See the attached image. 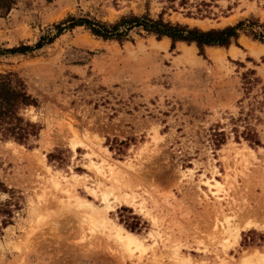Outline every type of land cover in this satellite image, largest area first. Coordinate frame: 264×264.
Instances as JSON below:
<instances>
[{
    "label": "rangeland",
    "instance_id": "obj_1",
    "mask_svg": "<svg viewBox=\"0 0 264 264\" xmlns=\"http://www.w3.org/2000/svg\"><path fill=\"white\" fill-rule=\"evenodd\" d=\"M14 2L5 13L0 0V74L37 104L20 109L34 125L24 139L0 130V264H264V50L251 48L264 47L252 34L264 35V0ZM131 15L243 25L203 54L142 28L118 40L70 27ZM24 45L33 50L10 52ZM213 177L228 188L220 203L204 183ZM111 186L108 228L91 233L76 198L100 210ZM225 217L239 230L228 247ZM118 229L134 238L130 253Z\"/></svg>",
    "mask_w": 264,
    "mask_h": 264
},
{
    "label": "trees",
    "instance_id": "obj_2",
    "mask_svg": "<svg viewBox=\"0 0 264 264\" xmlns=\"http://www.w3.org/2000/svg\"><path fill=\"white\" fill-rule=\"evenodd\" d=\"M1 8L5 13H8L14 0H2ZM175 1V0H170ZM181 3L185 0H180ZM77 25L87 26L94 35L103 37L104 39L116 38L123 40L128 32L133 28H142L143 30L154 33L158 37L168 36L172 39V47L177 41H184L187 43L195 42L203 54L205 46H228L232 41L239 38L243 23L236 26H227L223 29L202 30L197 27L190 28L187 25L172 24L165 22L162 17L153 19L148 15L145 16H126L120 22L107 26L100 21H93L84 19L76 21L70 25L75 27ZM124 28V30H122ZM254 38L264 41V35L257 32H252ZM44 42H39L35 48L42 47ZM33 50L32 46H22L10 49V52L26 53ZM37 100L33 98L25 87V84L17 78L13 73L0 74V130L6 135H12L18 140H22L28 134L27 126L34 127L29 122H25L20 115V109L28 105H36Z\"/></svg>",
    "mask_w": 264,
    "mask_h": 264
},
{
    "label": "bare ground",
    "instance_id": "obj_3",
    "mask_svg": "<svg viewBox=\"0 0 264 264\" xmlns=\"http://www.w3.org/2000/svg\"><path fill=\"white\" fill-rule=\"evenodd\" d=\"M252 48V51L254 53H260L264 50V47L262 46H251ZM235 52V51H234ZM190 54V53H189ZM218 53H216L215 55H217ZM257 55V54H256ZM101 173V175H103L104 177H113L115 174H116V171L114 170H110V175H106V173H104L103 171H99ZM219 174V173H218ZM220 175V174H219ZM229 177V176H228ZM205 185L207 186L208 190L211 192V194L215 197V199H217V201L220 203L223 199L226 198V196H228V188L226 187V185L224 183H222L220 180H218L217 177H213L212 179L210 180H206L204 181ZM57 186V185H56ZM91 191V193L97 197V192L95 189H89ZM116 190L115 187H110V188H105L103 191H102V199H101V202H102V207L100 208V210L96 209L95 205H93V203L85 200V199H80L79 198H76L78 200L77 202V205L79 207H82L83 208L85 207L84 209V219L87 221L86 223L88 224L89 226V230L91 233H94V232H98V231H102L106 228H108V224H109V210L111 209V206H110V196L113 194L114 195V191ZM66 192H68V194L70 196L74 195V188L72 187H68V189L66 190ZM121 196V195H120ZM125 196V195H124ZM122 197V196H121ZM129 197V196H128ZM134 197V196H133ZM126 202H128V198L127 196L125 197H122ZM117 199V198H116ZM120 199V198H119ZM224 216V215H223ZM231 218L229 217H225L224 221L220 224L223 226V229L221 230V235H220V239H219V243L223 245V247H228L229 246V237L233 236V233L235 231V234H238L239 230L236 226H232V223H231ZM250 223V222H249ZM253 223V222H252ZM219 225V226H220ZM251 226V225H250ZM122 229H118V232L117 234H115V238L116 240L123 246L126 247V251L127 252H131L130 250V247H129V243L128 242H125L124 239H133L132 236H128V237H124L121 233ZM172 253L173 255L176 257V258H179V252H180V245L179 243H173L172 246ZM219 257V256H218ZM254 259V258H253ZM222 263H226V261H224L223 259L221 260ZM244 264H263V262L261 261H253L250 260L249 258L248 259H245L243 261Z\"/></svg>",
    "mask_w": 264,
    "mask_h": 264
},
{
    "label": "crops",
    "instance_id": "obj_4",
    "mask_svg": "<svg viewBox=\"0 0 264 264\" xmlns=\"http://www.w3.org/2000/svg\"><path fill=\"white\" fill-rule=\"evenodd\" d=\"M231 50L235 51V52H238V50L234 46H232Z\"/></svg>",
    "mask_w": 264,
    "mask_h": 264
}]
</instances>
